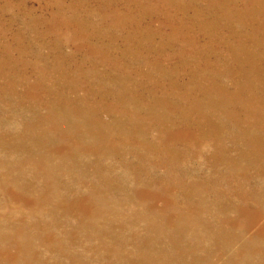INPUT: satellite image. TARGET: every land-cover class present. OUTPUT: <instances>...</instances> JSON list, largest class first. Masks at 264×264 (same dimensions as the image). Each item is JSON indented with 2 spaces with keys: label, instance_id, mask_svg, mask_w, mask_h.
<instances>
[{
  "label": "rangeland",
  "instance_id": "374dc122",
  "mask_svg": "<svg viewBox=\"0 0 264 264\" xmlns=\"http://www.w3.org/2000/svg\"><path fill=\"white\" fill-rule=\"evenodd\" d=\"M0 264H264V0H0Z\"/></svg>",
  "mask_w": 264,
  "mask_h": 264
},
{
  "label": "bare ground",
  "instance_id": "6f19581e",
  "mask_svg": "<svg viewBox=\"0 0 264 264\" xmlns=\"http://www.w3.org/2000/svg\"><path fill=\"white\" fill-rule=\"evenodd\" d=\"M259 108V107H258ZM260 109V108H259Z\"/></svg>",
  "mask_w": 264,
  "mask_h": 264
}]
</instances>
